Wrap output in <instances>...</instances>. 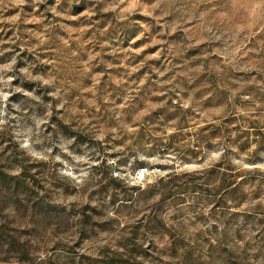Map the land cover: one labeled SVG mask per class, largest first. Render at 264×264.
Listing matches in <instances>:
<instances>
[{
	"label": "rangeland",
	"instance_id": "374dc122",
	"mask_svg": "<svg viewBox=\"0 0 264 264\" xmlns=\"http://www.w3.org/2000/svg\"><path fill=\"white\" fill-rule=\"evenodd\" d=\"M0 264H264V0H0Z\"/></svg>",
	"mask_w": 264,
	"mask_h": 264
},
{
	"label": "trees",
	"instance_id": "16d2710c",
	"mask_svg": "<svg viewBox=\"0 0 264 264\" xmlns=\"http://www.w3.org/2000/svg\"><path fill=\"white\" fill-rule=\"evenodd\" d=\"M235 176H237V175H235ZM109 181H110V183H114V184H116L117 182H115V180H111V178H109ZM162 179H160L158 182H157V184H161L162 183ZM223 180H221V183L218 185V189H220V188H222L223 186H224V182H222ZM118 184V183H117ZM116 184V185H117ZM115 190H116V188H114V187H112V186H110V188H109V193H110V196L112 197V198H115V197H117V195H116V192H115ZM102 191H105V190H100L99 192L101 193ZM106 192H107V189H106Z\"/></svg>",
	"mask_w": 264,
	"mask_h": 264
}]
</instances>
